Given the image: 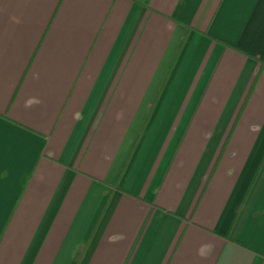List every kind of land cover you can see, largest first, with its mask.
I'll return each instance as SVG.
<instances>
[{"label":"crops","instance_id":"obj_1","mask_svg":"<svg viewBox=\"0 0 264 264\" xmlns=\"http://www.w3.org/2000/svg\"><path fill=\"white\" fill-rule=\"evenodd\" d=\"M0 264H264V0H0Z\"/></svg>","mask_w":264,"mask_h":264}]
</instances>
